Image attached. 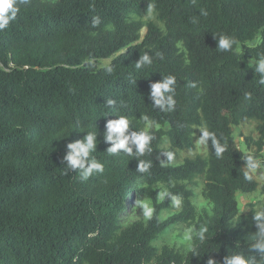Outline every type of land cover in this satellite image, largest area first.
<instances>
[{"label":"trees","instance_id":"1","mask_svg":"<svg viewBox=\"0 0 264 264\" xmlns=\"http://www.w3.org/2000/svg\"><path fill=\"white\" fill-rule=\"evenodd\" d=\"M153 5L157 21L143 20ZM18 8L0 31V264H206L210 257L224 264L227 255L258 258L250 249L256 210L250 205L240 212L237 195L260 185L252 173L245 179L244 160H256L264 148V85L253 70L264 55V0H28ZM93 16L100 17L95 28ZM224 35L236 41L231 51L216 47L215 36ZM146 51L152 64L135 69ZM102 59L109 61L94 66ZM168 75L177 81L175 106L161 111L149 98L150 84ZM108 99L116 102L113 107ZM116 116H125L130 130L151 135L152 151L110 155L105 124ZM141 120L160 128L144 129ZM249 120L257 122V139L246 138L254 152L239 148L233 135L235 126ZM197 127L213 132L227 151L217 158L209 139L206 156L174 164L179 150L196 148ZM96 131L91 155L104 171L86 181L79 171L64 173L66 145ZM167 152L173 153L170 163ZM140 160L151 164L145 173L136 171ZM198 181L210 214L197 216L191 186ZM158 183L181 200L180 210L165 219L160 212L170 198L157 202ZM262 189L264 196V184ZM144 198L152 200L153 217L120 226V213ZM176 223H194L198 256L168 246L156 252L152 241Z\"/></svg>","mask_w":264,"mask_h":264},{"label":"clouds","instance_id":"2","mask_svg":"<svg viewBox=\"0 0 264 264\" xmlns=\"http://www.w3.org/2000/svg\"><path fill=\"white\" fill-rule=\"evenodd\" d=\"M18 3H28V0H0V31L9 27L10 22L14 21L19 11ZM154 5L150 7L149 11L154 10ZM202 15H207L206 12H202ZM91 26L93 28L99 26L100 17L93 16L91 18ZM217 40L216 47L222 51H231L236 41L224 36H215ZM159 55V54H158ZM153 62L152 57L146 51L143 55L139 56V59L134 63L135 69L139 70L145 66L151 65ZM253 68V67H252ZM253 70L260 76L259 83L264 85V55H261L255 62ZM105 71L111 73L113 71L111 66L106 65ZM136 81H133L135 84ZM176 78L173 75L162 77L161 80L150 84L149 98L152 101L154 107L161 111H171L174 109L175 100L173 94L175 91ZM194 86V85H193ZM115 101L108 99L106 104L108 107H113ZM115 119H109L105 124L104 140L109 143L107 152L110 155H115L119 152L127 153L129 156H143L145 152H151L150 142L153 139L147 132H136L130 130L129 120L125 116H116ZM200 135L198 136V143L200 145H207L209 139L211 145L214 148V155L217 158H221L227 151L225 145L221 144L216 138L215 134L207 129H199ZM97 145V131L86 132L82 139H77L74 142H70L66 145L67 151L62 158V162L66 161L64 173L67 169L79 171L81 181L88 180L96 173H102L104 171L103 164L94 158L91 154L96 151ZM167 161L170 163L173 160V153H163ZM245 164L249 171L244 173L245 179L251 180V172L255 171L259 162L254 157L248 156L245 158ZM151 167L150 162L138 161V167L136 171L145 173ZM161 201H164L166 197H169L171 202L175 206H180L181 200L177 196L173 195L166 189L159 191L156 194ZM247 203V201H244ZM135 208L142 210V215L145 219L150 220L153 217L154 208L149 201L136 200ZM243 210V209H242ZM241 210V211H242ZM256 225L255 240L252 242L250 249L258 253V258L264 259V209H258L252 216ZM206 231V229L204 230ZM204 231L199 233V239L205 240ZM192 255H199L196 246H191L189 249ZM256 256L234 254L224 257V264H257ZM206 264H218L213 258H209Z\"/></svg>","mask_w":264,"mask_h":264},{"label":"rangeland","instance_id":"3","mask_svg":"<svg viewBox=\"0 0 264 264\" xmlns=\"http://www.w3.org/2000/svg\"><path fill=\"white\" fill-rule=\"evenodd\" d=\"M46 1H54V0H46ZM143 20H153L157 21L155 14L153 12H149L146 16H144ZM145 28H143V32L141 33V36L144 35ZM254 42H258V39L249 42V44H253ZM108 59H102L94 62V66L104 65L108 62ZM248 64H251V61H246ZM142 127L144 129H149L150 127L160 128V125H152L147 120H141ZM257 122L255 120H249L243 123H240L239 125L234 127V138L236 140L237 146L241 148L244 152H254V146L248 147L246 144V138H252L253 140L257 139V128H256ZM199 129H202L201 127L196 128L195 132V145L196 148L194 150H179L178 156L174 162V164H181L185 158H193L196 155H207V147L206 145H200L198 143V136H199ZM161 147L166 149L169 147V140L166 136L163 137V142L161 144ZM259 164L255 171H252L251 173L257 178L260 185L259 187L251 193H239L237 195V201L238 206L240 209V212H246L250 205L257 211L258 209L262 208V204L264 202V196H263V189L262 185L264 184V148L259 151L258 158L256 159ZM156 188L159 189V191H163L166 189L165 185L162 183H158L155 185ZM193 190V196H192V202L196 208L197 216L202 215L204 212L210 214L211 212V204L210 202L202 195V188H203V182L198 181L196 185L191 186ZM167 190V189H166ZM149 201L151 205L153 206L152 200L150 198H144L141 201ZM244 201H247V203H244ZM135 202H131L127 209L120 213L119 215V224L123 228L130 225L134 221L141 220L143 222H146L147 219H145L142 215V210L140 208H135ZM157 202H162L159 197L157 196ZM243 209V210H242ZM180 210V206H175L171 200L169 201V207L166 209H162L160 212V218L165 219L169 217L170 215L178 212ZM242 210V211H241ZM196 235L194 223L191 224H184V223H176L173 225L168 226L166 229H164L153 241L152 245L155 247L156 252L159 253L162 246H168L170 248H173L174 250H177L181 254H186L190 247L193 246L194 238Z\"/></svg>","mask_w":264,"mask_h":264}]
</instances>
